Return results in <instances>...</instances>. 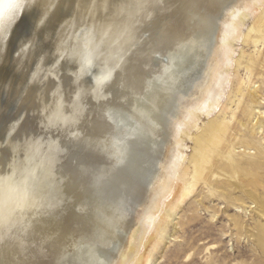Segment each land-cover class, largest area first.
I'll use <instances>...</instances> for the list:
<instances>
[{
    "label": "bare ground",
    "instance_id": "1",
    "mask_svg": "<svg viewBox=\"0 0 264 264\" xmlns=\"http://www.w3.org/2000/svg\"><path fill=\"white\" fill-rule=\"evenodd\" d=\"M263 3L27 0L19 22L0 31V84L19 73L21 82L18 76L5 88L37 93L50 124H73L85 100L112 92L127 105L108 107L113 133L97 141L100 152L82 164L85 180L77 184L73 172L67 191L38 140L25 147L0 142L12 154L0 167V264H133L175 188L185 137L224 96L242 18ZM209 131L208 139L197 138L192 187L228 126L212 122ZM228 148L225 163L213 161V176L221 178L219 169L259 171L235 160L233 142Z\"/></svg>",
    "mask_w": 264,
    "mask_h": 264
},
{
    "label": "rangeland",
    "instance_id": "2",
    "mask_svg": "<svg viewBox=\"0 0 264 264\" xmlns=\"http://www.w3.org/2000/svg\"><path fill=\"white\" fill-rule=\"evenodd\" d=\"M232 49V64L227 68L230 79L224 96L217 107L201 115L197 126L185 137L175 188L150 226L133 264H264V241L259 235L264 232V3L255 14L242 18ZM19 75L3 79L0 84V142L10 138L25 147L38 140L40 149L50 153L52 175L63 190L67 191L73 181V172L75 182L81 185L85 180V157L91 151L100 152L97 141L113 133L108 107H123L127 100L115 92L100 101L85 100L73 124H50L37 93L21 95L17 88H5L8 85L4 83L9 82V87L18 83L15 81ZM18 80L21 82L20 76ZM64 83V89L72 84L67 77ZM212 122L228 126L226 141L214 158L212 153L210 165L192 187L199 158L197 138L210 137ZM232 142L236 161L245 167L246 162H253L262 169L255 172L246 167L241 173L219 169L216 175L221 178L213 176V161L225 163ZM3 146L2 168L12 156L8 146Z\"/></svg>",
    "mask_w": 264,
    "mask_h": 264
},
{
    "label": "snow or ice",
    "instance_id": "3",
    "mask_svg": "<svg viewBox=\"0 0 264 264\" xmlns=\"http://www.w3.org/2000/svg\"><path fill=\"white\" fill-rule=\"evenodd\" d=\"M27 5V0H0V31L6 24L14 26L18 17L22 18Z\"/></svg>",
    "mask_w": 264,
    "mask_h": 264
}]
</instances>
